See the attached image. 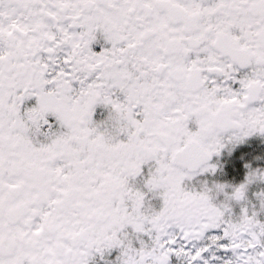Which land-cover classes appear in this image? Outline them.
Instances as JSON below:
<instances>
[{
    "label": "snow or ice",
    "instance_id": "1",
    "mask_svg": "<svg viewBox=\"0 0 264 264\" xmlns=\"http://www.w3.org/2000/svg\"><path fill=\"white\" fill-rule=\"evenodd\" d=\"M0 264H264V0H0Z\"/></svg>",
    "mask_w": 264,
    "mask_h": 264
}]
</instances>
